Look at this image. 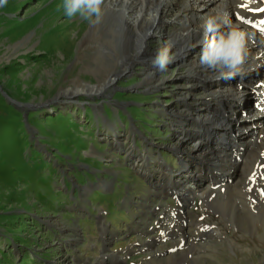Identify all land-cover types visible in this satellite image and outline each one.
I'll list each match as a JSON object with an SVG mask.
<instances>
[{
    "label": "rangeland",
    "instance_id": "1",
    "mask_svg": "<svg viewBox=\"0 0 264 264\" xmlns=\"http://www.w3.org/2000/svg\"><path fill=\"white\" fill-rule=\"evenodd\" d=\"M61 4L0 8V264H264L263 221L245 226L207 197L186 205L161 186L162 168L182 171L177 120L188 145L204 123L183 115L188 60L169 64L152 89L138 60L113 89L69 98L80 81L99 84L107 62L101 41L82 47L90 24ZM209 91L195 88L199 110ZM204 230L220 236L203 239Z\"/></svg>",
    "mask_w": 264,
    "mask_h": 264
},
{
    "label": "bare ground",
    "instance_id": "2",
    "mask_svg": "<svg viewBox=\"0 0 264 264\" xmlns=\"http://www.w3.org/2000/svg\"><path fill=\"white\" fill-rule=\"evenodd\" d=\"M245 4L247 7L242 6ZM261 8L264 0H109L102 20L90 24L82 43L85 47V42L101 41L97 51L107 62L106 73L99 84L80 81L79 88L65 91L74 99L80 94L113 89L117 79L132 71L131 66L138 60L142 88L157 87L168 80L160 76L153 58L161 44L170 41L175 55L172 63L183 65L188 60L189 75L181 93L187 102L184 113L179 114L204 123L193 145H188L183 140L188 130L186 119L177 120L184 131L172 147L183 151L182 171L162 168L166 178L161 186L186 205L199 195L207 197L233 221L245 226L256 220L264 222V96L248 103L258 92H264V32L260 30L264 28L260 23L264 21V11H254ZM217 10L225 11L228 20L247 28L251 35L244 71L233 81L199 62L204 21ZM153 42L159 45L152 47ZM198 86L210 89L204 97L205 110L196 107L193 93ZM211 98L217 104L215 111ZM253 130L255 135L251 137ZM147 160L145 155L138 160L139 169L146 174L150 170ZM220 184L228 191L224 200L218 196L216 186ZM182 208L180 205V211ZM172 233L178 234V229ZM200 234L203 239L220 236L214 230Z\"/></svg>",
    "mask_w": 264,
    "mask_h": 264
},
{
    "label": "clouds",
    "instance_id": "3",
    "mask_svg": "<svg viewBox=\"0 0 264 264\" xmlns=\"http://www.w3.org/2000/svg\"><path fill=\"white\" fill-rule=\"evenodd\" d=\"M8 0H0V8ZM109 6V0H62L64 15L71 19L80 17L89 24H98ZM204 40L199 55V62L218 70L225 78H233L244 71L249 56L251 35L247 28L239 23H232L227 13L217 10L204 21ZM173 44L167 41L157 50L153 58L154 66L161 72L166 71L175 59Z\"/></svg>",
    "mask_w": 264,
    "mask_h": 264
},
{
    "label": "snow or ice",
    "instance_id": "4",
    "mask_svg": "<svg viewBox=\"0 0 264 264\" xmlns=\"http://www.w3.org/2000/svg\"><path fill=\"white\" fill-rule=\"evenodd\" d=\"M243 7H247V5L245 4V5H242ZM251 10V9H250ZM254 11H264V8H261V9H255ZM242 19V18H241ZM261 24H264V21H261L260 22ZM262 32H264V28H261L260 29Z\"/></svg>",
    "mask_w": 264,
    "mask_h": 264
},
{
    "label": "trees",
    "instance_id": "5",
    "mask_svg": "<svg viewBox=\"0 0 264 264\" xmlns=\"http://www.w3.org/2000/svg\"><path fill=\"white\" fill-rule=\"evenodd\" d=\"M24 264H27V263H24ZM33 264H41L40 261H37L34 259V263Z\"/></svg>",
    "mask_w": 264,
    "mask_h": 264
},
{
    "label": "water",
    "instance_id": "6",
    "mask_svg": "<svg viewBox=\"0 0 264 264\" xmlns=\"http://www.w3.org/2000/svg\"><path fill=\"white\" fill-rule=\"evenodd\" d=\"M0 88H1V86H0ZM1 90L3 91V89L1 88ZM4 92V91H3ZM14 101V100H13ZM15 102V101H14ZM16 104H17V102H15ZM78 195H76L75 197H77ZM73 200V199H72ZM74 201V200H73Z\"/></svg>",
    "mask_w": 264,
    "mask_h": 264
}]
</instances>
